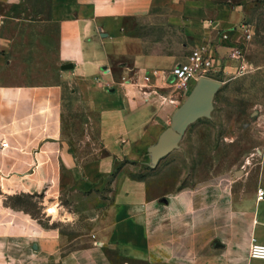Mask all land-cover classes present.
Returning <instances> with one entry per match:
<instances>
[{"label": "crops", "instance_id": "1", "mask_svg": "<svg viewBox=\"0 0 264 264\" xmlns=\"http://www.w3.org/2000/svg\"><path fill=\"white\" fill-rule=\"evenodd\" d=\"M19 1L0 0V7ZM240 8L217 0H51L59 58L72 64L61 82L75 83L80 100L97 116L98 141L88 151L68 147L61 84L0 82V141L10 143L0 147V264H114L108 247L144 264H264L244 255L252 238L264 243V201H235L242 184L234 171L211 172L162 202L150 196L147 180L126 169L154 163L151 148L184 100L183 91L171 88V69L186 56L139 50L123 20L166 17L196 46L205 44L219 55L245 37L234 29L244 15ZM3 17L0 12V25ZM11 43L0 35V69L9 65ZM132 54L130 65L120 63L132 73L116 79L112 57ZM219 64L217 58L215 68ZM257 127L256 156L248 161L255 162L264 188V112ZM61 162L81 191L104 197L91 217L96 239L67 252L63 238L45 230L35 214ZM162 206L175 208V225L161 220ZM241 220L247 221L241 227L247 234L253 220L250 238H235Z\"/></svg>", "mask_w": 264, "mask_h": 264}, {"label": "rangeland", "instance_id": "2", "mask_svg": "<svg viewBox=\"0 0 264 264\" xmlns=\"http://www.w3.org/2000/svg\"><path fill=\"white\" fill-rule=\"evenodd\" d=\"M217 1L241 7L244 15L234 29L243 31L246 25L252 36L243 42L244 50L239 59L231 57L232 45L218 55L220 64L212 78L220 80L222 85L215 97L211 116L202 117L192 124L178 146L160 157L156 165L146 163L126 167L132 175L147 180L150 196L162 202L172 198L178 188L190 186L211 172L226 169L234 171L242 184L238 192L234 191L235 201L251 204L254 199L257 201V192L261 188L256 164L248 161V157L256 156V140L260 133L257 122L264 112V0ZM50 4L51 0H21L0 7L4 16L0 35L12 40L6 52L9 65L0 69V82L61 84L67 145L72 150L88 151L98 141L97 116L80 100L75 83L61 82L62 73L67 69L63 68L59 58V32L50 17ZM122 23L138 39L137 48L144 52H167L184 58L197 47L186 30L169 25L166 17L130 18ZM132 56L112 57L116 79L132 73L120 65L122 62L130 65ZM171 84V88L177 91L173 82ZM190 92H183L184 100ZM124 163L122 159L121 165ZM55 165L56 178L46 183L51 187L50 194L42 191L41 208L35 214L45 230L63 238V250L67 252L87 246L96 239L95 221L91 217L104 197L102 194L99 197L100 191H81L70 179L67 165L63 162ZM46 197L50 202L44 199ZM52 206H56L52 208L56 212L58 210L56 215L48 210ZM160 218L164 223L174 221L175 208L162 206ZM245 224L247 221L241 220L236 228L241 230ZM249 230L247 234L242 229L235 238H250L253 220ZM107 253L114 264H144L142 261L124 260L112 247L107 248ZM244 255L250 257L249 250Z\"/></svg>", "mask_w": 264, "mask_h": 264}, {"label": "water", "instance_id": "3", "mask_svg": "<svg viewBox=\"0 0 264 264\" xmlns=\"http://www.w3.org/2000/svg\"><path fill=\"white\" fill-rule=\"evenodd\" d=\"M72 67L64 64L63 68ZM222 82L212 77H201L186 100L176 109L170 126L161 134L159 141L151 149L155 156V165L160 157L178 146L188 128L202 117H210L214 101Z\"/></svg>", "mask_w": 264, "mask_h": 264}, {"label": "built area", "instance_id": "4", "mask_svg": "<svg viewBox=\"0 0 264 264\" xmlns=\"http://www.w3.org/2000/svg\"><path fill=\"white\" fill-rule=\"evenodd\" d=\"M243 31L245 32L244 41H236V44L232 45L231 57L234 59L240 58L244 50L243 42H246L252 36V32L248 30L246 25L243 26ZM217 58L218 55L212 53L207 45L203 44L195 47L183 61L177 63L171 69L172 82L175 89L183 92L192 91L201 77H212V73L215 71V60ZM0 147L2 149L9 148V141L5 139L1 140ZM257 199L264 200V188H259ZM249 254L251 258L264 260V243L252 238L249 246Z\"/></svg>", "mask_w": 264, "mask_h": 264}, {"label": "bare ground", "instance_id": "5", "mask_svg": "<svg viewBox=\"0 0 264 264\" xmlns=\"http://www.w3.org/2000/svg\"><path fill=\"white\" fill-rule=\"evenodd\" d=\"M258 201H264V200H259V199H258Z\"/></svg>", "mask_w": 264, "mask_h": 264}, {"label": "trees", "instance_id": "6", "mask_svg": "<svg viewBox=\"0 0 264 264\" xmlns=\"http://www.w3.org/2000/svg\"><path fill=\"white\" fill-rule=\"evenodd\" d=\"M1 12V11H0Z\"/></svg>", "mask_w": 264, "mask_h": 264}]
</instances>
